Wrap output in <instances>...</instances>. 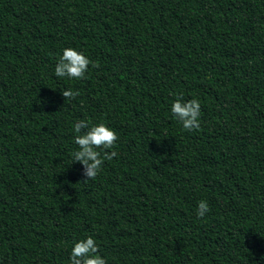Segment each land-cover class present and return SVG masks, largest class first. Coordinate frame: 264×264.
<instances>
[{
  "label": "trees",
  "instance_id": "1",
  "mask_svg": "<svg viewBox=\"0 0 264 264\" xmlns=\"http://www.w3.org/2000/svg\"><path fill=\"white\" fill-rule=\"evenodd\" d=\"M68 46L82 80L54 77ZM81 118L119 136L92 180ZM85 235L107 264H264V0H0V264H68Z\"/></svg>",
  "mask_w": 264,
  "mask_h": 264
},
{
  "label": "clouds",
  "instance_id": "2",
  "mask_svg": "<svg viewBox=\"0 0 264 264\" xmlns=\"http://www.w3.org/2000/svg\"><path fill=\"white\" fill-rule=\"evenodd\" d=\"M90 59L85 52L72 46L61 50L54 65V77L68 80H82L89 70ZM64 102L69 103L79 95L78 90L66 88L61 93ZM172 118L183 130L193 132L200 127L201 103L199 99H185L183 93L175 94L170 108ZM76 149L71 154L73 163L82 165L85 180L95 179L102 170L104 162L117 155L114 150L119 136L115 129L105 121L92 122L81 118L73 124ZM210 211L208 202L200 200L196 206V217L202 218ZM264 259V257H262ZM68 264H107L100 254L94 235H85L72 243Z\"/></svg>",
  "mask_w": 264,
  "mask_h": 264
}]
</instances>
